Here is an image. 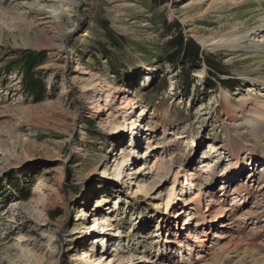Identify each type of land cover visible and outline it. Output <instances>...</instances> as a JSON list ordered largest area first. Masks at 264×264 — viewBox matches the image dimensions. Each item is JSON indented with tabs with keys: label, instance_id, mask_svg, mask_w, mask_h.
<instances>
[{
	"label": "rangeland",
	"instance_id": "obj_1",
	"mask_svg": "<svg viewBox=\"0 0 264 264\" xmlns=\"http://www.w3.org/2000/svg\"><path fill=\"white\" fill-rule=\"evenodd\" d=\"M39 3L0 0V264H95L102 254L106 264L117 253L113 248L134 264H225L220 252L197 259L203 252L193 242L195 231L184 224L186 213L176 218L179 208L170 205L181 197L173 194L175 186L184 184L186 198L197 193L186 185L191 171L201 176L199 211L211 198L225 218L251 211L260 216L251 212L252 218L236 220L235 234L215 221L205 232L211 242L225 244L228 238H215L221 230L255 240L262 251L264 133L248 110L249 102L264 104V31L252 33L264 25V0H78L62 22ZM177 35L193 40L214 65H184L168 44ZM220 38L224 43L201 44ZM24 56L40 59L32 72L45 86L37 95L25 87ZM116 87V110L107 109L101 121L89 117L86 107H95L99 91L106 89L109 108V91ZM126 87L143 101L139 109L130 104L129 115L120 106ZM142 108L154 130L147 133L140 121L137 147L130 130L120 129ZM171 129L200 143L189 145ZM212 142L226 151L218 163L209 153ZM122 153L131 157L126 168ZM157 157L170 166L150 176L144 166ZM241 185L247 195L234 193ZM222 186L231 195L219 202ZM108 212L114 213L110 234L122 235L105 244L96 239L102 231L92 227L96 214L105 219Z\"/></svg>",
	"mask_w": 264,
	"mask_h": 264
},
{
	"label": "bare ground",
	"instance_id": "obj_2",
	"mask_svg": "<svg viewBox=\"0 0 264 264\" xmlns=\"http://www.w3.org/2000/svg\"><path fill=\"white\" fill-rule=\"evenodd\" d=\"M35 1L36 2H40L39 4L51 7L53 9V11H54V17L57 18L58 21H60V22H62V19H63L64 15H69L70 16L75 11L76 5L78 4V0H35ZM75 29L76 28H73L71 30H68V31L64 32L60 36L58 35V38L65 39L68 36V34L71 31L75 30ZM263 31H264V25H259V26H257L255 28V30L252 31V33H261ZM218 42H220L221 44L224 43V41L221 38L216 40V41H214V40L212 41L210 39L201 40V44L205 48H207L209 46H213V45H215ZM61 47L62 48L64 47V43L61 45ZM150 83H152V81ZM89 89H92V86L89 87ZM247 90L251 91V88L249 87ZM105 92H106V89H102V90L99 91V98L97 100V104L95 105V107L94 106L93 107L92 106H87L86 107V112H87L89 117L96 118V119H99L101 121V119H105L103 115L106 113L107 109L116 110V106L113 103H114V100L116 98H118V95H116L118 93V87H116L114 89H111L109 91V103H108L109 104V108L106 107L107 98L104 95ZM121 94H122V96L120 98L121 99L120 106H121V109H122V114H125L126 112H127L126 113L127 115L131 114L130 111L128 113V109L130 107V104H134V108H137V109L143 107V103H142L143 101L140 100V99H136V97L134 96L133 92L130 91V89H128V87L124 88V90H122ZM249 103H252V107H250L251 109L248 110V111L252 114V116L256 120V126L260 130V133L263 135V133H264V104L263 103H259L257 105V107H256V105L253 102H249ZM146 110H147V108H142V112L141 113L135 115L136 114V112H135L134 113L135 116L133 115L134 117H131L130 120H128L129 118L125 119V121H127V123H129V126H127V128H124V129L121 128L120 129L122 134H124L126 130H127V132H128V130H130L129 133L131 135L132 144L134 145L133 141L135 140L137 142V143H135V146H137V147L139 146V142H138V138L137 137L139 136L140 132L138 133V130L136 128L140 124V121H144L145 127L142 128V129H145V131L147 133L150 132L149 134H151V132H153V130H154L153 126H152V120L150 119L149 116L146 117V115H145L146 114ZM122 114H119V116H122ZM107 122H108V120H107ZM169 131H170V129H169ZM171 133L173 135L177 134L179 136V139L180 138H186L188 141H190L189 145L190 144L194 145L196 143H200V142L196 141L195 139L187 138L186 135H184V134L174 132V129H171ZM146 137H147V135H146ZM147 139H149V137ZM151 142H152V140H149V141H147V144H150ZM149 146L150 145H148L146 147V149H149ZM157 147H159V144L158 143L154 144L153 148L151 150L147 151L146 158H148V157L150 158V156H152L151 153H153L155 151L154 149L157 148ZM209 147H210L209 153L214 155V157H213L214 159H212V161H215L216 163L219 162V160L217 159L219 156L221 157V156H224L226 154V151H224V148L219 143H216V142L209 143ZM134 156L136 157L137 155H134ZM120 157L122 158L121 163L125 162V168H126L127 165H128V161L131 160V157L130 156L128 157L127 155H124V154L121 155ZM205 157H207V159H209L208 156H205ZM232 158H236V160L239 161V158L236 155H232ZM47 159H51V156H49ZM117 160L118 159H116L115 161H117ZM202 163L204 164V166H207L205 161H203ZM117 166H119V164ZM117 166H116V169H118V171H117V175L116 176L118 177V174L122 175V170L119 167L117 168ZM169 166L170 165H167L166 162L164 163L163 160L160 157H157L156 160L152 161L150 165L144 166V169L145 168L149 169L146 172L148 174H150V176H151L156 171L157 172H163L164 170H168ZM240 167L241 166L239 164H237V166H235V167H233L231 169L230 173L231 174L232 173L233 174L237 173V171H239ZM125 170H128V169H123V171H125ZM201 171H202V169H201ZM137 172H139V171L135 170V172H133V173H137ZM179 175L180 174L176 173V176H179ZM117 177H114L112 179L113 180L117 179ZM137 177H141L142 178V174L139 172V175ZM122 178L123 177H120V179H122ZM138 179L139 178H137V180ZM225 179H226V181L229 180L228 177H225ZM187 180L188 181L186 182V185L189 186V189L191 188V189L197 190V193L193 197L186 198V197H184V193L186 194V191H184V189H183V187H185V186H183L184 184L181 185V188H179V189H178V187L175 186V188L173 189V194L175 192V195L177 193V194H180L181 197L179 199H176L177 202L175 201L173 203V201H172V203L170 205H171V207L179 208V211H177L176 216H175L176 218H178L179 216H181L184 213H186V220H185L184 224L187 225V228L192 227L193 231H195L194 232L195 233V239L193 240V242H195V243L197 242L198 243L197 247H199L200 252H203V253H198L197 259L203 261L206 258H208V256H210L211 259H212V256L213 257L218 256V254H219L218 252H220L221 253L220 256H222V259H224V260L226 259L225 260L226 261L225 264H227V262H229L230 264H264V255L262 253V251L264 252V249L262 251H259L258 250V246H256L257 244L255 243V240L245 239V238H243L241 236L239 237L238 235H228L227 236L226 234L222 233L221 230H220V231H218L215 234V238H219V239L228 238V240L225 242V244H223L220 247V246H215L214 243L211 242L210 238L207 237L208 235L205 234V232L209 233V230L206 231V227L210 229L213 226V224L215 223V221H219L220 222L219 223V227H226L227 229H229L228 232H230V233H231V231L234 230L233 233L235 234V232L239 231V230L236 231L234 228H232V227L235 226L234 223H236V220H240V221L242 220L243 221L245 219L252 218V216H249L247 214H250L253 211H251L249 213L248 212L247 213H243V215H240L241 217H239V218H237L235 220H233V219L231 220L229 218H225V217H227L226 216L227 214L226 215L224 214V210H223V212H222V210H219V209H221V207L217 206L218 208H216V210H215V206L217 204L211 198H209L207 200V202L204 205V208L199 211V209H200L199 206L202 205L201 203L204 200L203 199L204 197L202 198V193H201L200 187H199L200 183H198V182L196 183V181H198V180L200 181L201 180V176H199L195 171H191L190 174L187 177ZM139 186L143 187V186H146V184L145 185L140 184ZM222 189H223V191H222ZM226 190L227 189L225 187L224 188H223V186L221 187V191H222L221 197H224V196L226 197V196L231 195L230 193H227ZM234 191H235L234 193L236 195L244 196V195H247L248 189H246L243 185H241L240 187L235 188ZM248 194H250V193H248ZM174 198H176V196H174ZM223 200H225V199H221V200H218V201L220 202V201H223ZM105 201H107L105 198H103V200L102 199H98L97 207H100L101 205H103L105 203ZM118 204L119 203L116 202V205L110 211L115 212V210L119 206ZM238 206H239V204H237V207ZM167 208H169V205L167 206ZM190 209L194 210V212L191 213L189 211ZM232 211L233 210H231V212ZM85 214L86 213L83 211L82 215H85ZM109 214H110V212H108L106 214L105 219H103V218L101 219L99 216H97L99 214H96V217H95V220H94V225L92 227V230H96L97 229L96 231H99V232L102 231V236L99 237V239L98 238H96V239L98 241L101 239V242L104 241L105 244L106 243L108 244V243H111V241H114V237L115 236L120 237L122 235L120 232H117L115 234H110L109 230L112 227L111 226L112 224H111L110 220L113 219L112 215H114V213H112L111 216ZM251 215H255V218L260 217L258 214H255L254 212ZM194 219H196L195 223H193ZM198 220H202V221L200 222ZM225 220H228V222L225 221ZM200 225L201 226L203 225V228H202V232L201 233L199 232L200 235L198 236L199 233L197 231L201 227ZM183 229H186V228H183ZM222 231L225 232L226 230H222ZM229 236H231V237H229ZM263 236H264V234H263ZM247 240H248V242H247ZM19 241H24V240L20 239ZM166 241L170 242L171 240L167 239ZM208 241H210L211 243L209 242L210 244H208ZM180 245L182 246V243H180ZM262 248H264V246ZM112 250H116L117 253L112 254L113 256H110L111 259L106 264H134L133 263L134 262L133 261L134 258L132 256H129L128 258H125V257H123L120 254L118 248L117 249L113 248ZM187 250L190 251L189 254L191 255L192 254V247H190L189 244L187 246ZM111 253H110V255H111ZM105 254H108V252H106ZM230 254H233V256H232L233 259H231L232 257H230ZM89 255L90 254L87 253V251H85L84 256L85 257H89ZM106 259H108V258H105V255L102 254L100 256V259L96 260L95 264H103V261L106 260ZM51 264H59V260L57 259V260L51 262Z\"/></svg>",
	"mask_w": 264,
	"mask_h": 264
},
{
	"label": "trees",
	"instance_id": "obj_3",
	"mask_svg": "<svg viewBox=\"0 0 264 264\" xmlns=\"http://www.w3.org/2000/svg\"><path fill=\"white\" fill-rule=\"evenodd\" d=\"M170 48H174L177 50V55L181 58V61L184 65H192L200 61H204L211 66L214 65L212 61L209 60L208 56H204L200 47L193 40H184L182 35H177L168 42ZM168 46V47H169ZM23 62L27 68L26 77H25V87L28 91H31L34 95H37L44 88L43 81L37 76L36 73L32 72L33 68L36 64L40 63L39 60H35L32 56H24ZM218 72H221L218 67H214ZM218 82H222L224 84H230V81L226 82L224 79H218ZM217 83V82H216ZM44 85V86H43ZM229 86V85H228ZM233 86H229L232 88ZM38 97V96H36Z\"/></svg>",
	"mask_w": 264,
	"mask_h": 264
}]
</instances>
